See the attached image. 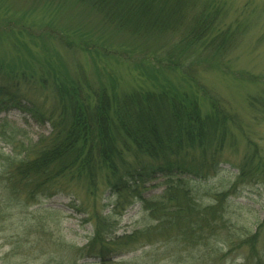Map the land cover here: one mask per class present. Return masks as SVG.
<instances>
[{"label":"trees","instance_id":"obj_1","mask_svg":"<svg viewBox=\"0 0 264 264\" xmlns=\"http://www.w3.org/2000/svg\"><path fill=\"white\" fill-rule=\"evenodd\" d=\"M67 1L97 14L105 26L126 35L128 51L110 55L131 64L148 83L119 91L114 78H110V88L103 80L95 86L85 74L43 70L47 67L42 63L39 71L27 67L29 74L1 60L0 110L28 111L50 121L52 131L23 156H1L0 182L11 200L15 198L14 204L50 197L81 180L91 197L102 186L111 190L117 197L112 208L115 216L121 217L129 206L141 202L155 223L121 235L111 214H102L93 205L89 208L95 230L79 251L99 257L98 264L111 262L118 251H131L127 245L137 244L140 237L153 244L157 240L193 248L205 244L219 234L224 221L227 225L231 193L258 175V169L264 170L262 149L249 144L233 189L216 192L214 203L206 205L197 197L199 189L193 180L217 172L222 153L232 142V127L241 128L238 116L201 82L199 72L245 73L234 70L229 61L249 27L245 9L251 2L240 8L234 0ZM260 5L264 10V3ZM174 73L178 79L171 77ZM27 77L30 80L25 81ZM47 80L56 98L50 107L36 95ZM199 93L209 100L206 109ZM256 100L255 109L264 120V99ZM159 175L167 184L163 192L143 196L147 183ZM66 177L70 181L65 183ZM258 236L259 232L248 236L251 247L246 259L256 256L262 263Z\"/></svg>","mask_w":264,"mask_h":264},{"label":"rangeland","instance_id":"obj_2","mask_svg":"<svg viewBox=\"0 0 264 264\" xmlns=\"http://www.w3.org/2000/svg\"><path fill=\"white\" fill-rule=\"evenodd\" d=\"M249 1L251 4L245 9L249 27L229 61L234 70L245 73L217 69L199 72L201 82L221 97L225 107L241 121V128L231 129L232 142H228L222 153L217 172L206 179L196 177L193 180L199 189L197 197L204 205L214 203L216 192L233 189L238 165L249 144L262 149L264 160V120L255 109L256 99H264V10L262 5L258 7L264 0ZM234 2L243 8L248 0ZM126 39L123 33L105 26L97 14L84 11L72 1L0 0V61L14 63L29 74L31 71L27 67L42 69V63L47 67L43 70H66L80 77L85 74L95 86L103 80L110 88V78H114L119 91H130L148 82L124 59L110 55L116 50L127 52ZM50 62H54L53 65ZM253 76L257 78L252 79ZM171 77L178 79V74H171ZM53 90L50 80L36 90L42 102L46 99V107L56 104ZM199 94L203 109H206L209 100ZM51 131L50 121L38 119L28 111L16 107L0 110V157L20 156V153L23 156ZM3 171L0 158V177ZM258 171L250 182L239 185L231 193L225 216L227 225L223 219L219 234L212 235L205 244L195 248L170 244L168 240H157L153 244L140 237L137 244L125 246L131 251H118L111 256V262L104 264H264V226H261L264 221V170ZM69 179L66 177L63 181L66 183ZM2 182L0 264H98L99 257L83 256L84 252L79 251L95 230L87 214L92 205L117 220L118 235L155 223L139 201L129 206L121 217L113 215V202L117 197L104 186L97 197H91L83 180L69 183L68 190L50 197L36 198V202L23 199L18 204H14L15 198L11 200ZM166 186L164 177L159 175L147 183L143 196L159 195ZM255 232H259L257 247L259 254H263L262 263L256 256L250 261L246 259L251 247L247 239Z\"/></svg>","mask_w":264,"mask_h":264}]
</instances>
